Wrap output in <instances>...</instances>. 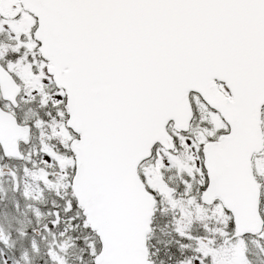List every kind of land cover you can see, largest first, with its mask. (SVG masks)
<instances>
[{"label":"snow or ice","instance_id":"snow-or-ice-1","mask_svg":"<svg viewBox=\"0 0 264 264\" xmlns=\"http://www.w3.org/2000/svg\"><path fill=\"white\" fill-rule=\"evenodd\" d=\"M0 264H264V0H0Z\"/></svg>","mask_w":264,"mask_h":264}]
</instances>
